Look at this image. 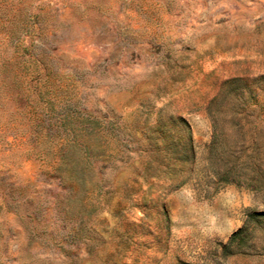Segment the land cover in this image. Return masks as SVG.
I'll list each match as a JSON object with an SVG mask.
<instances>
[{"label": "rangeland", "instance_id": "rangeland-1", "mask_svg": "<svg viewBox=\"0 0 264 264\" xmlns=\"http://www.w3.org/2000/svg\"><path fill=\"white\" fill-rule=\"evenodd\" d=\"M0 264H264V0H0Z\"/></svg>", "mask_w": 264, "mask_h": 264}]
</instances>
